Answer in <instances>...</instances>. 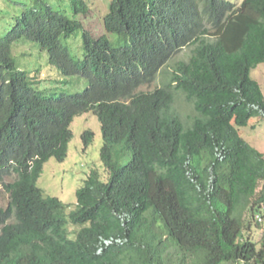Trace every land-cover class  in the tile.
<instances>
[{"label":"trees","instance_id":"16d2710c","mask_svg":"<svg viewBox=\"0 0 264 264\" xmlns=\"http://www.w3.org/2000/svg\"><path fill=\"white\" fill-rule=\"evenodd\" d=\"M28 1L0 37V185L10 199L0 264H264V237L252 235L264 219V154L240 134L264 121L251 75L264 64V0H112L100 37L82 24L85 0ZM80 32L76 57L67 42ZM26 42L63 85L87 87L40 92L14 56ZM179 99L193 107L187 122ZM88 113L101 123L108 180L92 171L68 212L38 181L49 160L67 159L72 124ZM83 138L89 146L94 133Z\"/></svg>","mask_w":264,"mask_h":264},{"label":"rangeland","instance_id":"374dc122","mask_svg":"<svg viewBox=\"0 0 264 264\" xmlns=\"http://www.w3.org/2000/svg\"><path fill=\"white\" fill-rule=\"evenodd\" d=\"M91 11L87 16L81 17L82 24L86 31L95 37L105 34L104 16L108 12V6L112 0H85ZM235 3L238 7L244 0H226ZM29 3L28 0H0V37H3L12 29L15 24L14 15L20 11L21 4ZM57 2L53 1L55 5ZM81 38L73 37L67 42L71 52L76 57L81 56ZM14 56L17 59L21 70L28 71L32 78L39 83L35 86L45 95L75 94L82 92L87 85L72 84L63 85V76L59 70L53 67L49 62L46 52H43L39 45L26 42L17 44L14 47ZM190 53L185 51L180 55L179 60L187 61ZM252 78L257 80L262 86L264 92V64L259 65L252 71ZM163 79L159 78L151 87L145 91H153L162 87ZM177 111L182 115L185 122L193 114V107L184 99H179L176 103ZM73 139L69 145V154L65 161L59 162L56 159L49 160L38 181V187L43 190L45 196L55 197L69 206L68 212L76 209L77 191L83 186L84 181L89 174L96 170L101 174L103 181L108 180L107 171L101 160V149L103 146V136L101 123L94 113L84 114L75 119L72 124ZM87 131L94 133L92 143L87 146L84 141V134ZM240 134L253 147L264 154V121L260 118H253L249 126L241 127ZM14 178L6 179V182L13 181ZM0 208L6 209L9 203V195L0 185ZM252 235L256 241H261L264 237V221L262 228L253 227Z\"/></svg>","mask_w":264,"mask_h":264},{"label":"built area","instance_id":"2783aa9c","mask_svg":"<svg viewBox=\"0 0 264 264\" xmlns=\"http://www.w3.org/2000/svg\"><path fill=\"white\" fill-rule=\"evenodd\" d=\"M257 219H258V221L259 222H263L264 221V219H263V217H262V215L259 213V214H257Z\"/></svg>","mask_w":264,"mask_h":264}]
</instances>
